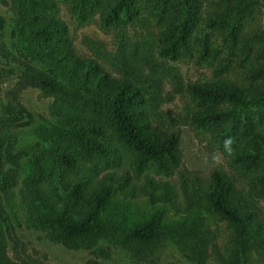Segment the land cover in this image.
<instances>
[{"label":"trees","instance_id":"16d2710c","mask_svg":"<svg viewBox=\"0 0 264 264\" xmlns=\"http://www.w3.org/2000/svg\"><path fill=\"white\" fill-rule=\"evenodd\" d=\"M10 1L28 58L36 64L28 65L25 79L51 96L48 105L51 121L36 128L41 142L30 147L18 188L26 219L52 243L90 247L99 240L115 242L137 262H148L166 236L180 235L193 240L191 250L201 260L209 236L194 221L167 224L162 221L161 212L156 211L140 223L118 222L114 219L115 212L109 211L113 187L106 181H119V177L108 174L94 181L69 177L84 162H115L120 150L128 151L132 167L137 171L149 164L155 170L169 171L177 164V132L151 126L145 108L146 105L153 108L157 100L159 76L153 72L146 75L131 62L123 47L125 38L119 40L111 58L106 59L118 76L110 74L97 59L74 53L65 23L53 13L52 0ZM69 2L78 20L86 19L99 7L103 24H119L137 9L136 0ZM261 5L264 0H223L218 10L201 19L200 0H154L155 15L163 23L155 52L170 59L180 53L189 54L192 33L202 20L206 27L227 28L231 47L239 49L244 57L248 58L252 52L263 58L264 30L245 33L241 29L242 21ZM3 22L0 16V26ZM196 43L197 58L202 60L209 55L207 34L199 36ZM96 56L103 61L102 55ZM262 73L264 60L260 59L249 69L246 85L227 78L188 82L185 88L204 102L191 114V121L203 124L223 118L227 109L220 102L242 107L264 103ZM2 107L13 111L10 105ZM253 144L250 152L241 150L236 155L243 169L254 168L258 163L261 137ZM0 150L9 164L6 169L0 168L1 188L5 190L16 173L17 155L8 144L0 146ZM257 181L258 192L264 196V171ZM147 185L158 189L143 190L150 204L174 201L172 185L160 186L151 181ZM183 192L188 209L199 206V199L204 198L207 208L231 226L224 264H244L249 250L264 242V236L252 221L250 205L230 178L218 170L210 172L204 189L193 184L191 189L184 186ZM0 264L9 263L0 261Z\"/></svg>","mask_w":264,"mask_h":264},{"label":"rangeland","instance_id":"374dc122","mask_svg":"<svg viewBox=\"0 0 264 264\" xmlns=\"http://www.w3.org/2000/svg\"><path fill=\"white\" fill-rule=\"evenodd\" d=\"M52 1L53 13L65 23L74 53L97 59L114 76L118 73L112 70L106 59L111 58L119 40L125 38L123 47L131 62L138 65L144 74L153 72L160 78L153 108L145 107L151 126L172 128L179 137L178 162L169 171L155 170L151 164L140 171L134 170L128 151L120 150L115 162H84L69 177L92 181L108 174L119 177V181H106L113 187L109 211L115 212L116 221L127 225L140 223L159 211L162 221L167 224L194 221V225L208 233L209 242L200 260L191 250L192 239L169 235L154 249L148 262H137L115 242L99 240L90 247H65L52 243L26 219L18 188L28 164L30 147L41 142L36 128L51 121L48 113L51 96L25 79L28 65L36 64L28 58L11 1L0 0V16L4 20L0 26V139H3L0 146L8 144L17 155L18 164L5 190H2L0 181V261L9 264H224L228 258L226 250L231 226L207 208L204 198L199 199V206L193 205L188 209L183 192L184 186L191 189L193 184L204 189L213 169L230 178L250 205L252 221L264 236V196L258 192L257 181V176L264 171V103L242 107L232 102H220L227 109L225 116L198 124L191 121L190 116L204 102L185 88L191 81L217 78L246 85L249 69L260 59L264 60V56L261 58L251 52L248 58L244 57L239 49L231 47L227 28L221 25L206 27L202 20L192 33L193 45L189 54L180 53L173 59L158 55L155 49L163 23L155 15L154 0H136V11L119 24H103L99 7L86 19L78 20L69 0ZM222 1L200 0V18L204 19L218 10ZM241 29L245 33L264 30V5L242 21ZM204 33L209 39V55L199 60L196 41ZM96 55H102L104 62ZM4 105L12 106L13 111L3 110ZM258 135L261 137L258 163L254 168L243 169L236 155L241 150L250 152ZM226 137L233 138L232 155L224 150ZM214 154L222 156V164H213L211 158ZM7 166L9 164L0 153V168L6 169ZM148 181L160 186L164 183L172 185L174 201L150 204L145 191L156 188L149 187ZM244 260V264H264V242L249 250Z\"/></svg>","mask_w":264,"mask_h":264},{"label":"clouds","instance_id":"9594fccd","mask_svg":"<svg viewBox=\"0 0 264 264\" xmlns=\"http://www.w3.org/2000/svg\"><path fill=\"white\" fill-rule=\"evenodd\" d=\"M233 143L234 141L232 137H226L223 140V147L228 155H232L233 153V147H232ZM211 159L214 165H220L223 163V159L220 154H214Z\"/></svg>","mask_w":264,"mask_h":264}]
</instances>
